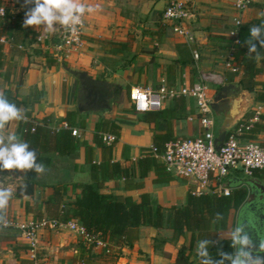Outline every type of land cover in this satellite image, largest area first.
<instances>
[{
    "label": "crops",
    "instance_id": "0c3cea01",
    "mask_svg": "<svg viewBox=\"0 0 264 264\" xmlns=\"http://www.w3.org/2000/svg\"><path fill=\"white\" fill-rule=\"evenodd\" d=\"M168 1L73 0L86 8L85 46L80 53L59 60L58 54L41 49L34 39L39 32L54 36L61 22L54 20L51 28L47 22L23 27V20L27 18L25 13L36 7L35 0L28 3L25 0H0L10 15L1 23L6 42L0 43V93L10 90L22 103L21 118L6 122L0 129L3 140L0 146L23 142L21 127L27 122L50 118L54 124H59L68 112L73 113V127L80 133L74 136L80 140V146L74 152L48 154L51 161L37 171L32 193L16 195L17 188L25 182V169L0 170V190H10L4 215L16 220H34L33 213L25 208L30 203L41 208L44 218H50L45 200L55 189L61 194L62 204L73 201L80 193V184L92 181L91 162L102 161V148L94 140L101 120L110 122L105 126L108 132L111 123L118 126V134L113 133L116 140L110 156L112 162L131 167L134 175L127 180L116 176L106 178L100 191L118 197L131 196L135 201L147 193L163 207L185 204L190 184L185 178L167 173L161 160L149 153V147L154 136L172 140L200 134L202 127L195 101L191 97L177 96L164 100L159 109L149 110L152 112H136L130 90L134 86L157 90L162 80L169 87L191 85L200 80L202 71L221 74L225 83L239 82L238 75L233 76L223 67L232 39L230 33L236 28L233 19H241L237 28L241 39L239 46L256 59L257 66H261L264 51L249 54L246 41L253 26L261 29V38L264 36V16L261 15L264 0H253L241 13L235 9L234 0H190L192 17L186 23L187 35L174 32L173 22L163 19ZM56 14L60 15L59 12ZM193 51L198 53V58H194ZM63 62L67 67L87 71L95 79L117 85L113 93L119 94L118 98L112 108L102 109L104 116L89 109L78 110V103L83 105L87 98L84 91L78 92V80L66 70ZM256 80L264 81V71L256 76ZM217 89L209 88V95L212 97ZM258 90L245 91L241 109L246 112L243 118H247L262 105L260 122L264 123L261 119L264 101L256 98ZM154 112L160 114L154 115ZM9 134H15L17 139L10 141ZM253 140L264 144V129L256 132ZM148 153L153 159L150 164H144L148 169L141 177L138 161ZM230 177L236 182L241 178H253L264 183V172L259 176L243 177L240 171L234 170ZM237 210L231 212L227 228L218 231L220 238L232 237ZM122 238L123 243L113 250L117 256L110 260L108 257H91L92 253L83 245L84 238L68 226H46L39 230V246L32 259L20 231L15 227H1L0 264H201L198 243L189 248L188 232L139 226L129 229ZM93 251L100 252V247H94ZM179 254L182 255L178 257Z\"/></svg>",
    "mask_w": 264,
    "mask_h": 264
},
{
    "label": "trees",
    "instance_id": "16d2710c",
    "mask_svg": "<svg viewBox=\"0 0 264 264\" xmlns=\"http://www.w3.org/2000/svg\"><path fill=\"white\" fill-rule=\"evenodd\" d=\"M18 15L14 17L17 18ZM15 25L13 26L15 27ZM110 43L121 45L118 42ZM253 43H256L257 50L264 51V46H260L258 40ZM234 63L239 67L240 72L232 75L239 76V82L245 89H260L256 98L264 101V81L256 80V76L264 71V58L261 59V66H257L256 59L248 56L245 49L238 46L234 52ZM2 95L7 102L14 104L20 111L22 103L10 90H4ZM159 114L160 112H154V115ZM71 116L73 113L68 112L63 121L73 127L75 121ZM261 119L264 120V115L261 116ZM52 123V119L43 118L40 122L29 121L21 127L22 141L27 143V151L34 152V164L41 167L49 165L51 161L49 153L67 155L80 146V140L72 135L70 128L56 129L51 127L50 124ZM109 123L108 120H101L94 134L95 143L101 146L103 155L101 162H91L92 181L80 184V193L67 204H62L61 194L55 189L54 193L45 200V209L49 212V217L62 223L75 219L89 235L107 243V248H100V252H95L93 248L96 246V240L88 246L86 242H83V245L92 253L91 257L113 259L117 256L116 252L113 253L114 247H120L123 243L121 240L124 234L129 229L139 226L166 227L177 230L179 233L188 232L190 233L189 248L193 247L194 243L207 241L204 247L213 261L221 259L218 252L233 253L232 239L220 238L218 231L227 228L231 212L235 211L246 198V189L242 186H235L228 196L194 194L188 190L185 204L182 207L175 205L163 207L154 202L147 193L142 194L139 201H135L131 196L118 197L105 194L100 191L104 179L116 176L127 180L134 175L131 167L123 166L111 160L114 142L106 144L102 140V133L108 132V128L105 126ZM80 127H83L82 124ZM110 128L109 133L118 134V126L111 123ZM263 129L264 123H256L247 138L253 139L254 134ZM167 139L164 137L160 140L154 136L152 145L160 152L164 143L168 141ZM149 153L148 155L145 154V158L138 161L139 167H141V177L147 173L146 170L148 169V166L145 167L144 164H150L151 159H153ZM144 167L145 169H143ZM263 172L264 170L254 169L252 175L259 176ZM36 173L35 166L25 169V182L17 188V197L33 192ZM5 207L6 203L0 206V217L4 216ZM25 208L28 212L33 213L34 220L38 221L43 218V211L38 205L27 203ZM181 255L179 254L178 257ZM199 257L202 264L206 257ZM26 263L23 262V264ZM225 264H230V261H225Z\"/></svg>",
    "mask_w": 264,
    "mask_h": 264
},
{
    "label": "built area",
    "instance_id": "2783aa9c",
    "mask_svg": "<svg viewBox=\"0 0 264 264\" xmlns=\"http://www.w3.org/2000/svg\"><path fill=\"white\" fill-rule=\"evenodd\" d=\"M252 2L253 0H234V7L241 13ZM189 3L190 0H169L163 11V19L172 21L173 31L180 35L188 34L186 23L192 17ZM73 15L78 19L70 21L68 24L59 23L54 36L39 32L35 35L34 42L43 50H53L55 54L59 55V60L68 58L74 53H80L85 46L83 29L86 8L83 13L74 12ZM6 16V6L0 4V43L6 42L1 32V23ZM233 21L236 28L230 33L231 43L223 60L224 69L231 74L240 72L239 67L234 63V52L241 44L237 32L241 19L235 17ZM193 56L198 58V53L193 51ZM225 81V77L221 74L202 71L200 80L191 85H183L178 88L169 87L166 85V81L162 80L157 90L140 86H134L130 90V99L136 112L159 109L164 100L177 96H187L194 99L202 132L197 135L168 140L164 143L160 152L153 145L149 147L151 155L161 160L164 170L172 176L185 178L190 184L189 190L194 194L205 193L228 196L232 191V188L227 184L231 171L238 170L243 176L250 177L254 169L264 170V145L247 138L251 134L254 125L260 122L262 105L257 106L249 117L242 118L234 129L227 133L219 150L214 148L215 119L210 106L211 96L209 95L208 82L222 85ZM188 118L192 120V116ZM50 125L56 129L70 128L72 135H80L76 127H70L65 121ZM102 140L106 144H111L116 140V135L104 132L102 133ZM61 224L79 233L88 244L96 240L95 247L107 248L106 242L89 235L75 219L62 223L56 219L44 217L38 221L16 220L7 215L0 217V228L15 227L20 231L27 243L28 252L32 259H35L36 250L39 246V230L46 226L55 228Z\"/></svg>",
    "mask_w": 264,
    "mask_h": 264
},
{
    "label": "water",
    "instance_id": "95a60500",
    "mask_svg": "<svg viewBox=\"0 0 264 264\" xmlns=\"http://www.w3.org/2000/svg\"><path fill=\"white\" fill-rule=\"evenodd\" d=\"M66 70L78 80V92L84 91L88 99L83 105L78 103V110L89 109L104 116L102 109L112 108L119 94L113 93L117 85L108 80L95 79L85 70L67 67ZM245 89L240 82H226L218 87L211 97L210 106L215 119L213 145L219 150L227 136L243 118L241 105L244 102ZM244 177V176H243ZM229 187L245 186L247 195L238 207L235 229L242 228L250 240L249 250L253 255L264 256L260 246L264 244V183L253 178H241L236 182L233 177L227 179Z\"/></svg>",
    "mask_w": 264,
    "mask_h": 264
},
{
    "label": "clouds",
    "instance_id": "9594fccd",
    "mask_svg": "<svg viewBox=\"0 0 264 264\" xmlns=\"http://www.w3.org/2000/svg\"><path fill=\"white\" fill-rule=\"evenodd\" d=\"M26 3L31 0H25ZM36 7L30 12H26V19L23 20V27L29 25H39L42 22H47L49 28L54 20H59L62 24H68L70 21H75L78 18L73 13H83L85 8L83 5L74 3L73 0H35ZM91 11V9H89ZM59 12L60 15L56 13ZM264 16V13H261ZM250 38L246 41L249 45V54L257 50L254 40H258L260 46H264V38H261V29L253 26L250 30ZM19 111L14 104H10L0 93V129H3L6 122L11 120H19ZM10 141L16 140L15 134H9ZM3 143L0 138V144ZM28 145L25 142L11 143L10 146H0V170L5 169H30L36 167L37 171H41V166L35 165V155L32 151H27ZM10 195V190H0V206L7 202V197ZM231 246L235 251L233 253L218 252L221 259L213 261L204 245L207 241L198 243V255L206 257L202 264H225V261H230V264H264V256L253 255L249 250L250 240L246 233H243L242 228L237 227L232 233ZM261 251H264V244L260 246Z\"/></svg>",
    "mask_w": 264,
    "mask_h": 264
},
{
    "label": "rangeland",
    "instance_id": "374dc122",
    "mask_svg": "<svg viewBox=\"0 0 264 264\" xmlns=\"http://www.w3.org/2000/svg\"><path fill=\"white\" fill-rule=\"evenodd\" d=\"M6 10H7V8H6ZM8 13V12H7ZM8 17H10V15H9V13H8V16L6 17V18H8ZM5 18V19H6ZM208 86L210 87V88H218L219 86L218 85H216V84H213V83H209L208 82ZM214 116V115H213ZM214 119H216L215 117H214ZM233 231H234V228H233ZM233 233V232H232Z\"/></svg>",
    "mask_w": 264,
    "mask_h": 264
},
{
    "label": "flooded vegetation",
    "instance_id": "af4514ba",
    "mask_svg": "<svg viewBox=\"0 0 264 264\" xmlns=\"http://www.w3.org/2000/svg\"><path fill=\"white\" fill-rule=\"evenodd\" d=\"M88 100V99H87Z\"/></svg>",
    "mask_w": 264,
    "mask_h": 264
}]
</instances>
